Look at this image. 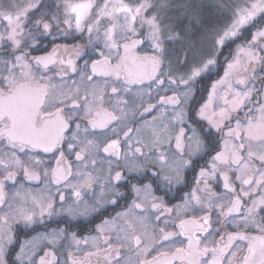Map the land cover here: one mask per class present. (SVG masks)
<instances>
[{"label":"snow or ice","instance_id":"obj_1","mask_svg":"<svg viewBox=\"0 0 264 264\" xmlns=\"http://www.w3.org/2000/svg\"><path fill=\"white\" fill-rule=\"evenodd\" d=\"M64 242L264 264V0H0V264Z\"/></svg>","mask_w":264,"mask_h":264},{"label":"flooded vegetation","instance_id":"obj_2","mask_svg":"<svg viewBox=\"0 0 264 264\" xmlns=\"http://www.w3.org/2000/svg\"><path fill=\"white\" fill-rule=\"evenodd\" d=\"M209 6H211V4H209ZM208 11L211 12V7H209ZM220 19L223 20V17H220ZM60 43H64V41H60ZM145 47H146V45H145ZM200 163L202 164L203 161H200ZM192 177H193V173L191 171H189L188 172L189 181L192 180ZM62 219H66V218L53 217L51 220H47L46 219L44 224H40V225L35 226V230L34 231L25 229L23 225H18L17 229H18L19 239L20 240L31 239L32 237H35L37 235V233L42 234L46 230H50L51 228H54L56 226V222L57 221H61ZM84 223H85L84 221H81L80 226L74 228L73 231H76V232L82 233V234H86L88 229L86 227H84ZM60 226L63 227L64 225L61 224ZM36 243H37V245L42 246V243L39 240H37ZM56 251L59 254V259L61 261V264H63V262L67 258H66L65 255H62L61 253H66L68 251H73V249L68 248L67 242H64V247L63 248H57ZM67 264H71V260L70 259H68Z\"/></svg>","mask_w":264,"mask_h":264},{"label":"rangeland","instance_id":"obj_3","mask_svg":"<svg viewBox=\"0 0 264 264\" xmlns=\"http://www.w3.org/2000/svg\"><path fill=\"white\" fill-rule=\"evenodd\" d=\"M205 3H206L207 5L212 4V3H213V0H205ZM223 19H224V17H223Z\"/></svg>","mask_w":264,"mask_h":264}]
</instances>
